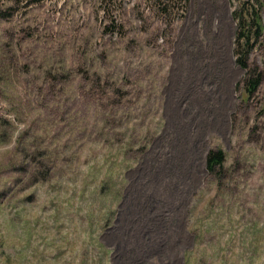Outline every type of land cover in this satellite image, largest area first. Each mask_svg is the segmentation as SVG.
<instances>
[{
  "label": "rangeland",
  "instance_id": "rangeland-1",
  "mask_svg": "<svg viewBox=\"0 0 264 264\" xmlns=\"http://www.w3.org/2000/svg\"><path fill=\"white\" fill-rule=\"evenodd\" d=\"M163 1L0 0V264H264V37Z\"/></svg>",
  "mask_w": 264,
  "mask_h": 264
},
{
  "label": "trees",
  "instance_id": "trees-1",
  "mask_svg": "<svg viewBox=\"0 0 264 264\" xmlns=\"http://www.w3.org/2000/svg\"><path fill=\"white\" fill-rule=\"evenodd\" d=\"M165 1V0H164ZM165 4H169L170 0ZM161 3H159L160 6ZM161 8V7H160ZM167 7H162L165 10ZM236 22L234 55L237 66L247 72L246 90L250 95L257 93L262 83V76L250 73L249 58L264 37V1L263 0H240V5L232 13ZM253 76L251 77V75ZM246 76V77H247ZM208 171L213 172L215 168H223L225 155L220 152H210L207 158Z\"/></svg>",
  "mask_w": 264,
  "mask_h": 264
},
{
  "label": "bare ground",
  "instance_id": "bare-ground-1",
  "mask_svg": "<svg viewBox=\"0 0 264 264\" xmlns=\"http://www.w3.org/2000/svg\"><path fill=\"white\" fill-rule=\"evenodd\" d=\"M222 22V21H221ZM225 25H227V24H225ZM189 29H190V26H188L187 28H186V31H185V34L184 35H188L189 33H188V31H189ZM193 35V34H192ZM194 35H196V32H194ZM227 35H228V31L226 32V34H225V37H224V39L222 40V43H221V45H224L225 43H227V45H228V47L230 46V42H231V39L228 37L227 38ZM224 36V35H223ZM210 44H213L212 42H208L205 46H201L202 48H201V54L203 55V57H205L206 55H207V57H210V67H212V70L210 71V72H212V71H214V69H216V66H217V64H218V61H220V59H222V56L221 57H211V55L208 53V50H207V46H209ZM181 45V44H180ZM225 47V46H224ZM230 48H231V46H230ZM227 49V48H226ZM225 49V50H226ZM182 50V49H181ZM225 50H224V52H225ZM231 52V51H230ZM192 52H190L189 53V56L187 57L189 60H190V62H188V64L186 65V69L188 70V73L190 74V77L188 78V81H187V83H188V85H190V84H192L193 82H195V81H198L200 78L198 77V75H200L199 74V70H200V68H201V66L205 63H198L197 61H195V59L197 60V58L196 57H193L192 56V54H191ZM222 53V50H221V52H220V54ZM228 53V52H227ZM225 55V54H224ZM181 57V56H180ZM216 58H218L217 60H216ZM181 59V58H180ZM182 59H184V57L182 58ZM181 59V60H182ZM186 61V60H185ZM230 61L232 62V65L234 64V62H233V60H232V57H231V55H228V57L226 58V66L227 65H229L230 64ZM194 62V65L193 66H191V63H193ZM185 63V62H184ZM225 68V67H224ZM231 68H230V65H229V69H228V71H227V76H226V79H227V83H228V85H230V87L231 88H234V86H233V83L235 82V80H233L232 82H230L229 81V77H230V74L232 73L233 74V76L232 77H234L235 76V73H237L236 72V70L234 71V72H232L231 70H230ZM231 72V73H230ZM200 81V80H199ZM226 82V81H225ZM208 87V86H207ZM202 92V91H201ZM196 94V93H195ZM208 95V94H207ZM206 97V96H205ZM200 103V102H199ZM218 122V121H217ZM219 124V123H218ZM184 126H186V124L184 123L183 124ZM209 125H210V123H209ZM182 131L184 132V134H189L191 137H194V136H192L191 135V133L190 132H188V130H184L183 128H182ZM198 131H200V130H198ZM206 151V150H205ZM205 151H203V153H205ZM203 155H205V154H203ZM186 157L189 159V153L186 155ZM164 180V179H163ZM185 188L188 186V183L186 182V180H185ZM162 185V184H161ZM168 199L170 200V201H172V202H174V196L172 197V193H171V195H169L168 196Z\"/></svg>",
  "mask_w": 264,
  "mask_h": 264
},
{
  "label": "flooded vegetation",
  "instance_id": "flooded-vegetation-1",
  "mask_svg": "<svg viewBox=\"0 0 264 264\" xmlns=\"http://www.w3.org/2000/svg\"><path fill=\"white\" fill-rule=\"evenodd\" d=\"M203 13L207 17L205 19L204 26H206V25L209 26V28H207L205 31H209L210 30L213 33L214 38L216 37V40H220L222 35H223L221 27L220 26L218 27V24L220 23V21H218L216 16H214L208 9H206ZM213 17H215L216 20H217V23H216L217 24V30L216 31L213 30V26H214ZM221 20H222V18H221ZM219 47L220 48H228V45H227V43H225L224 45L220 44Z\"/></svg>",
  "mask_w": 264,
  "mask_h": 264
}]
</instances>
